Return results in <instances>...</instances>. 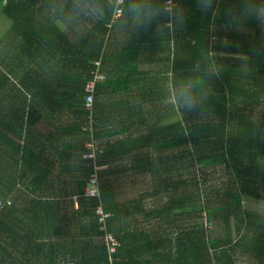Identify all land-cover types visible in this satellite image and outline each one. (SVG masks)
Segmentation results:
<instances>
[{
    "label": "trees",
    "instance_id": "obj_1",
    "mask_svg": "<svg viewBox=\"0 0 264 264\" xmlns=\"http://www.w3.org/2000/svg\"><path fill=\"white\" fill-rule=\"evenodd\" d=\"M179 2L188 19L173 37L155 26L136 34L126 8L111 30L114 15L77 23L63 0H0V19L10 21L0 34V264H109L99 203L121 242L119 264H264V215L243 203L264 201V30L247 20L253 33L239 41L225 30L238 0H212L214 23L198 0ZM213 48L221 76L199 86V108L178 109L172 90ZM240 52L250 53L243 62L232 58ZM98 58L106 78L85 131ZM140 96L158 109L149 124L140 108L147 145H100L101 198L87 196L95 164L86 142L115 136L109 125L138 132L134 106L120 119L114 110ZM220 170L227 177L215 185Z\"/></svg>",
    "mask_w": 264,
    "mask_h": 264
},
{
    "label": "clouds",
    "instance_id": "obj_2",
    "mask_svg": "<svg viewBox=\"0 0 264 264\" xmlns=\"http://www.w3.org/2000/svg\"><path fill=\"white\" fill-rule=\"evenodd\" d=\"M123 0H63V10L66 15L80 22H103L111 19L117 12L122 11ZM198 6L202 14L206 15L211 10V20L214 23L217 19V11L213 9L212 0H198ZM132 23L137 30L136 34L146 33L155 28L161 32L175 36L178 29H184L188 19V12L181 6L179 0H130L123 5ZM228 23L224 28L226 31L236 30L245 32V21L255 20L264 30V0H238L234 8L226 12ZM120 17H117L119 19ZM215 37H213V41ZM222 43L227 46L228 40L225 37ZM256 52L255 47L251 53ZM250 53H235L232 58L244 61ZM200 60L195 62L192 72L195 75H188L183 78L181 87L172 90L177 108H184L194 111L199 108L202 100L206 99L207 93L201 94L197 91L200 85L206 83L211 77L219 78L222 70L215 60V49L201 51ZM203 64V67H202ZM189 133L186 130L185 136Z\"/></svg>",
    "mask_w": 264,
    "mask_h": 264
},
{
    "label": "built area",
    "instance_id": "obj_3",
    "mask_svg": "<svg viewBox=\"0 0 264 264\" xmlns=\"http://www.w3.org/2000/svg\"><path fill=\"white\" fill-rule=\"evenodd\" d=\"M127 1L128 0H123L122 11L117 12L113 16L111 22L109 23V28L111 30L117 25V23H119L123 19L124 13H125V8H123V5H126ZM117 17H120V18L117 19ZM94 64H95V69L92 72L93 79L89 80L85 85V92H86L85 108L90 111L88 126H85L84 128L85 131H92V128H93L92 110H93L94 101H95L96 83L99 80L105 79V75L101 71V59L96 60ZM86 146H87L88 153L85 155V158L88 160H92L95 164L96 163V151H97L95 140L92 139V140L87 141ZM89 182L90 184L86 190L87 196L101 198L100 180L98 177V168L96 167V164H95L94 172ZM96 215L98 217V222L100 224L101 231H105V235L103 238L107 245L108 253L110 256L109 264H119L114 260L113 254L117 252L118 248L121 245V242L113 234L107 231V221L111 217V214L105 210L102 203H99V205L96 208Z\"/></svg>",
    "mask_w": 264,
    "mask_h": 264
},
{
    "label": "crops",
    "instance_id": "obj_4",
    "mask_svg": "<svg viewBox=\"0 0 264 264\" xmlns=\"http://www.w3.org/2000/svg\"><path fill=\"white\" fill-rule=\"evenodd\" d=\"M124 20V19H123ZM5 23H4V26L3 27H7L6 28V31L5 32H7V31H9V29H10V21L8 20V19H6V21H4ZM107 27L109 28V23H108V25H107ZM72 30H73V27L71 28ZM73 32H74V30H73ZM122 32H124V33H122L123 35H125V32L126 31H122ZM109 33H111V32H109ZM253 32L250 30L249 31V29L248 28H246V31L245 32H239V31H234V34L236 35V39L239 41V39H242L243 38V36L242 35H249V34H252ZM113 39H114V44L115 43H117L118 41L116 40V37H115V34H114V32H113ZM244 35V36H245ZM109 36H110V34L108 35V38H109ZM172 56H173V54H172ZM98 59H101V58H98ZM98 59H95V60H93V63L96 61V60H98ZM101 61H102V59H101ZM101 65H102V62H101ZM103 72V71H102ZM103 74L105 75V78H106V73L105 72H103ZM140 75L141 74H136V77L138 76V77H140ZM125 76H126V74L123 76V78H125ZM135 77V78H136ZM151 86H152V84H151ZM150 86V87H151ZM149 87V88H150ZM137 93H139L138 94V96L142 93L140 90H137L136 91ZM120 98V97H119ZM120 99H122V98H120ZM140 100V101H137V100ZM148 101V100H147ZM141 96L139 97V98H137L136 99V97H134V100H132V104H128V103H126V101L125 102H120L119 103V106L117 105L116 107H115V110H114V112L116 113V119H120V117H123V115H124V112L125 111H127L128 109H129V107H132V106H134L136 109H137V111H138V117L136 118V117H133L132 118V123L135 125V127H137L138 129H139V131L138 132H135V131H133V132H126L124 129H123V127L121 126V127H116V128H111V125H109L107 128L110 130V131H112L113 133H115V136H113V137H107L106 136V138H104L103 140H101V141H95V143H96V147H97V149H103L100 145H102V146H104V147H107V146H109V145H111V144H114L115 142L116 143H119V141H126V143H128L129 141H131V140H127V139H133V140H135V141H133V142H131V143H128L129 145H134V146H138L139 147V149H138V152L139 151H141L142 149H141V147L140 146H142V145H147V143L145 142V140L144 139H142V136H141V132L140 131H142V121H143V117H142V115H141V111H140V108L142 109V112H145L146 111V113H147V115L146 116H148L149 115V118L150 119H148V123L150 124L151 123V117L152 116H156V113H157V111H158V109H156L155 107H154V105L152 104V102H150V101H148V103H146V100H145V98H144V101H143V104L142 105H140L141 104ZM143 107V108H142ZM105 110H108V108H106ZM145 110V111H144ZM130 111V110H129ZM162 111H164V112H168V110H165V109H163ZM145 117V116H144ZM155 120V119H154ZM178 119H175V117H173V118H171L170 120H168V119H164L163 121H165V122H174V121H177ZM162 123V124H168V123ZM122 125V124H121ZM107 128H104V130H103V132L106 134V132H107ZM123 131H125V132H123ZM137 139V140H136ZM115 141V142H114ZM117 146V145H116ZM116 146H114V148L116 147ZM123 149H124V147H123ZM251 200H257V201H262L263 203H264V201L263 200H259V199H255V198H253V197H250V196H245L244 198H243V203H244V208L246 209V210H249V211H251V212H255V213H259V214H263L264 215V213L263 212H261V211H258V210H252V209H249L248 207H247V205H248V202H250Z\"/></svg>",
    "mask_w": 264,
    "mask_h": 264
},
{
    "label": "rangeland",
    "instance_id": "obj_5",
    "mask_svg": "<svg viewBox=\"0 0 264 264\" xmlns=\"http://www.w3.org/2000/svg\"><path fill=\"white\" fill-rule=\"evenodd\" d=\"M4 20L0 19V34L4 33L6 31V28L8 27H3L4 26ZM179 117H175V119H178ZM226 174L220 170L218 173H215L213 175V183L216 185L217 183H221L226 180ZM247 207L252 210H258L264 213V203L262 201H257V200H251L248 202Z\"/></svg>",
    "mask_w": 264,
    "mask_h": 264
}]
</instances>
